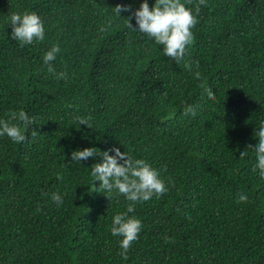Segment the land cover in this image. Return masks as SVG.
<instances>
[{"label": "trees", "instance_id": "1", "mask_svg": "<svg viewBox=\"0 0 264 264\" xmlns=\"http://www.w3.org/2000/svg\"><path fill=\"white\" fill-rule=\"evenodd\" d=\"M182 2L195 15L198 0ZM142 3L0 0V119L23 130L10 118L23 110L35 121L25 142L0 136V264H264V179L253 171L264 0H206L179 64L127 26L130 17L138 27ZM117 4L131 10L117 16ZM25 11L41 17L45 39L21 46L9 18ZM57 44L49 73L43 57ZM114 146L150 163L167 188L129 213L142 228L127 259L111 226L129 201L99 190L91 172L102 155L71 160L74 150L114 155ZM239 194L248 200L237 203Z\"/></svg>", "mask_w": 264, "mask_h": 264}, {"label": "clouds", "instance_id": "2", "mask_svg": "<svg viewBox=\"0 0 264 264\" xmlns=\"http://www.w3.org/2000/svg\"><path fill=\"white\" fill-rule=\"evenodd\" d=\"M193 0H188L191 4ZM206 0H198L195 7V15L192 10L182 2V0H155L153 7L149 6L148 0H143L140 7L133 13L138 27H134L131 18H128L127 26L133 31H140L153 38L155 43L163 46L164 54L176 63H180L186 53L188 46L194 40L192 29L198 23L197 16L200 13V6L205 5ZM130 6L117 4L114 11L117 16L123 11H130ZM12 26L11 37L19 41L21 46L32 44L34 40L43 41L45 39V27L41 17L36 12L25 11L23 14L13 13L10 18ZM104 29L102 28L101 31ZM60 52L59 45H54L47 51L43 57L44 63L48 65V72L54 73L55 69L51 63L55 60L56 55ZM191 69V65H186ZM67 73L57 74V78L66 77ZM201 73H195V79H200ZM203 87V86H202ZM208 97L212 100L216 96L211 88L206 89ZM183 114L185 116L191 114L196 115L192 106H186ZM11 119H18L23 122V130L19 124L11 123L10 120L0 119V136H7L13 142L21 143L28 140L26 135L27 129L35 124V121L27 115L23 110L19 113H10ZM90 117H75L76 123L87 125L91 128ZM33 131L31 135L36 136ZM258 137V145L255 146L257 163L253 171L259 169L260 178L264 179V121H260L259 128L255 131ZM251 146V145H249ZM114 151V155H110L109 151L100 153L95 147H87L83 150H74L71 153V160L76 162L86 161L98 154L102 155L103 162L97 163L92 167V176L95 181L99 180V190L106 193L110 198L113 191L118 195H123L127 201V211L118 213L113 217L111 234L114 237H122L120 240V255L128 258V251L134 241L138 239V235L142 228L140 219L135 216H129V213L135 211L137 203L150 200L153 196L159 197L163 195L167 188L164 181L159 178L158 171L153 168L150 163L144 159H136L130 156L126 151L122 152L119 147L110 150ZM247 153L241 152L240 156L244 157ZM122 161V162H121ZM57 179L62 180L61 174L57 173ZM52 200L57 206L63 203V198L59 193L52 194ZM247 195L239 194L237 203L246 202ZM168 238H166V241Z\"/></svg>", "mask_w": 264, "mask_h": 264}]
</instances>
